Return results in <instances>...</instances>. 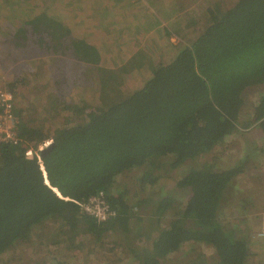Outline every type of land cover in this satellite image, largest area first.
<instances>
[{"label": "trees", "instance_id": "obj_1", "mask_svg": "<svg viewBox=\"0 0 264 264\" xmlns=\"http://www.w3.org/2000/svg\"><path fill=\"white\" fill-rule=\"evenodd\" d=\"M207 15L203 32L170 62L155 67L139 88L104 99L78 123L49 135L17 109L20 136L32 147L47 138L54 146L41 157L42 170L35 157L26 156L27 147L0 145V256L20 242L45 236L41 226L57 225L55 244L69 229L76 233V224L101 243L133 220L140 221L125 192L114 184L123 173L141 168L139 182L153 186L160 178L153 172L163 158L169 171L182 168L181 175L170 192L155 199L152 215L161 228L151 248L131 247L133 258L138 264H162L183 244L200 243L214 248L217 264H245L251 242L248 227H241L242 220L231 222L255 204L251 197H239L245 190L246 163L202 159L246 126L241 122L246 90L264 84V0H237L227 9L210 7ZM27 22L38 26L33 27L37 32L44 26L45 37L69 33L59 24L53 26L56 22L45 13L21 21ZM72 48L78 59L100 61L97 46L88 39H74ZM251 113L248 124L264 131V92ZM99 192L115 213L105 221L75 203ZM135 200L140 205L141 200ZM237 201L238 213H229L224 203ZM198 263L205 264L202 255Z\"/></svg>", "mask_w": 264, "mask_h": 264}, {"label": "rangeland", "instance_id": "obj_2", "mask_svg": "<svg viewBox=\"0 0 264 264\" xmlns=\"http://www.w3.org/2000/svg\"><path fill=\"white\" fill-rule=\"evenodd\" d=\"M98 1L102 7L96 6ZM236 1L0 0V89L14 94L21 117L51 135L56 128L80 122L87 113L101 107L104 99L115 97L119 91L126 94L139 88L155 67L170 62L203 32L208 8L227 9ZM41 13L56 22L53 26L59 24L69 33L58 39L45 37L44 26L40 25L37 32L33 29H38L35 24L21 23ZM81 38L97 46L99 62L75 57L72 41ZM260 92H264V84L246 90V109L241 117L246 126L202 159L217 157L224 165H233L240 159L246 163L242 178L245 190L239 197H251L255 204L244 217L231 222L242 220L241 227H248L251 242L245 264H264V235L258 236L264 228V131L256 123L248 124L251 107ZM158 162V172L153 173L160 178L153 186L139 182L141 168L123 173L114 184L115 189L125 192L133 214L141 215L140 221L133 220L127 228L104 237L101 243L82 233L76 224V233L69 229L55 244L57 225L41 226L45 236L20 242L0 256V264H138L129 249L151 248L152 239L161 228L152 215L155 199L172 190L182 171L180 167L169 171L167 159ZM135 199L141 200L140 205ZM238 203L224 204L229 213H238ZM199 255L205 264H217L214 248L200 243L183 244L162 264H199Z\"/></svg>", "mask_w": 264, "mask_h": 264}, {"label": "built area", "instance_id": "obj_3", "mask_svg": "<svg viewBox=\"0 0 264 264\" xmlns=\"http://www.w3.org/2000/svg\"><path fill=\"white\" fill-rule=\"evenodd\" d=\"M19 120L20 116L16 108L15 96L12 92L4 89H0V145L2 144H19L27 147L25 154L28 157H35L39 162L42 170V162L40 151L50 145L53 140L52 138L44 139L38 144L36 149L32 147L28 142L20 136L19 132ZM103 193L92 195L87 201L75 203L84 212L94 216L99 221H105L109 217L114 216L115 213L112 211L108 204L103 199ZM264 235V228L258 232V236Z\"/></svg>", "mask_w": 264, "mask_h": 264}, {"label": "water", "instance_id": "obj_4", "mask_svg": "<svg viewBox=\"0 0 264 264\" xmlns=\"http://www.w3.org/2000/svg\"><path fill=\"white\" fill-rule=\"evenodd\" d=\"M53 146H54V144L52 142L50 145H48L47 147L42 149L40 151V156L43 157ZM31 158H32V156H31ZM44 176H45V180H46V174H44ZM46 183L48 184L47 180H46ZM53 190H55V189L53 188Z\"/></svg>", "mask_w": 264, "mask_h": 264}]
</instances>
